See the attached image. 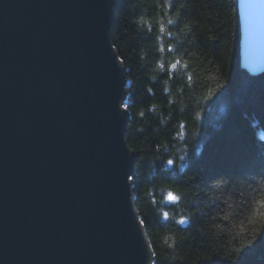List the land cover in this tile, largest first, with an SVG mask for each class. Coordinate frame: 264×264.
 I'll return each instance as SVG.
<instances>
[{
	"label": "water",
	"instance_id": "water-1",
	"mask_svg": "<svg viewBox=\"0 0 264 264\" xmlns=\"http://www.w3.org/2000/svg\"><path fill=\"white\" fill-rule=\"evenodd\" d=\"M118 0H0V264H154L133 193ZM264 73V0H237Z\"/></svg>",
	"mask_w": 264,
	"mask_h": 264
},
{
	"label": "trees",
	"instance_id": "trees-1",
	"mask_svg": "<svg viewBox=\"0 0 264 264\" xmlns=\"http://www.w3.org/2000/svg\"><path fill=\"white\" fill-rule=\"evenodd\" d=\"M111 38L154 264H264V73L241 68L237 0H118Z\"/></svg>",
	"mask_w": 264,
	"mask_h": 264
},
{
	"label": "snow or ice",
	"instance_id": "snow-or-ice-1",
	"mask_svg": "<svg viewBox=\"0 0 264 264\" xmlns=\"http://www.w3.org/2000/svg\"><path fill=\"white\" fill-rule=\"evenodd\" d=\"M163 67V66H162ZM172 67L173 68H175L176 67V65H172ZM127 107V105H125V108ZM169 199L170 200H176L177 199V197L174 195V194H172V193H169ZM180 223H184V221L183 220H181L180 221Z\"/></svg>",
	"mask_w": 264,
	"mask_h": 264
}]
</instances>
